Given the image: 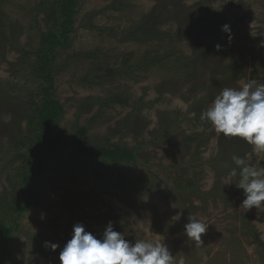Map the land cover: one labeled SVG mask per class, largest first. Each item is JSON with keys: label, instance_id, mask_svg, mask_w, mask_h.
I'll use <instances>...</instances> for the list:
<instances>
[{"label": "rangeland", "instance_id": "obj_1", "mask_svg": "<svg viewBox=\"0 0 264 264\" xmlns=\"http://www.w3.org/2000/svg\"><path fill=\"white\" fill-rule=\"evenodd\" d=\"M58 10L57 0H0L4 205L15 207L12 185L26 171L25 148L11 140L13 128L27 135L18 97L41 106L38 56L49 32L61 43L50 69L51 95L63 107L50 135L122 145L135 160L54 151L37 179L39 205L15 221L6 264H60L75 224L100 238L109 221L133 243L164 240L173 264H264V207L244 213L243 190L226 174L233 154L256 167L264 156L200 119L223 88L264 84V0H77L64 38ZM189 216L209 225L200 246L184 236ZM9 219L1 209L0 223Z\"/></svg>", "mask_w": 264, "mask_h": 264}, {"label": "clouds", "instance_id": "obj_2", "mask_svg": "<svg viewBox=\"0 0 264 264\" xmlns=\"http://www.w3.org/2000/svg\"><path fill=\"white\" fill-rule=\"evenodd\" d=\"M221 31L230 42L233 38L230 26L222 25ZM216 48L219 51L221 45L217 44ZM200 119L225 137L243 140L252 146L257 157L264 156V84L249 80L239 88H223L202 111ZM231 159L235 166L230 176L235 178V186L243 190L245 197L240 209L246 213L253 207H264V166H253L236 154ZM188 220L184 236L200 246L201 236L209 225L195 216H189ZM45 247L55 251L59 245L46 241ZM59 261L60 264H173V255L164 240L141 239L133 243L123 232L115 231L113 222L109 221L100 238L85 231L82 223L75 224L71 239L60 251Z\"/></svg>", "mask_w": 264, "mask_h": 264}, {"label": "trees", "instance_id": "obj_3", "mask_svg": "<svg viewBox=\"0 0 264 264\" xmlns=\"http://www.w3.org/2000/svg\"><path fill=\"white\" fill-rule=\"evenodd\" d=\"M77 0H57L58 12L61 14L63 21L60 24V36L64 38L69 32L70 27L74 20L75 7ZM45 42L47 49L43 54L38 56V62L40 63V69L42 73L37 79L40 84L41 94L43 95V101L41 106L35 108L31 104L24 103L21 99V105L25 110L27 119L26 131L27 135L15 136L16 129L13 128L14 136L11 137L13 147L25 148V165L26 171L22 175H16V183L12 185V198L9 202H16L14 208L9 209L4 205L7 200L6 191L0 194V210L6 214L10 212L12 219L3 221L0 223V264H6L10 258L11 250L9 248V240L11 233L18 226L16 219L20 216V213L27 211L30 208L36 207L40 203V193L38 191L37 179L42 174L46 167L47 158L59 148H70L75 153L82 157L91 159H102L111 163L120 162H133L135 160V154L132 150L126 149L122 145H115L114 147H96L89 145L86 141L79 136L68 137L66 135L51 136V132L54 128V124L60 118L63 113V107L61 104L51 95L52 90V77L50 64L52 63L51 53L57 45H61L59 38L54 33H47L45 35ZM8 83V82H6ZM115 101H119L118 98H114ZM30 103V102H28ZM32 112L29 114V109ZM28 135H31V139L27 140ZM230 170L226 171V174L230 173ZM211 195V194H210ZM13 202V203H14Z\"/></svg>", "mask_w": 264, "mask_h": 264}]
</instances>
